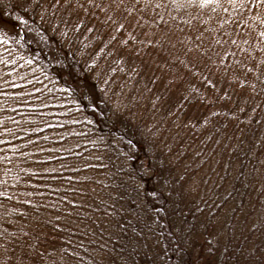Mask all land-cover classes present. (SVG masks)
Returning a JSON list of instances; mask_svg holds the SVG:
<instances>
[{
	"label": "trees",
	"instance_id": "obj_1",
	"mask_svg": "<svg viewBox=\"0 0 264 264\" xmlns=\"http://www.w3.org/2000/svg\"><path fill=\"white\" fill-rule=\"evenodd\" d=\"M43 1L0 0V264H264V0H137L160 50ZM141 62L180 64L163 110Z\"/></svg>",
	"mask_w": 264,
	"mask_h": 264
},
{
	"label": "rangeland",
	"instance_id": "obj_2",
	"mask_svg": "<svg viewBox=\"0 0 264 264\" xmlns=\"http://www.w3.org/2000/svg\"><path fill=\"white\" fill-rule=\"evenodd\" d=\"M46 3H48L50 5V13L52 16L49 15V17H53V16H59L61 14L60 12V6L63 7L62 4H60V2L62 1H58V0H44ZM43 1V2H44ZM68 0H64L63 2H67ZM77 0H72L70 1V3L65 6V8L67 9L65 12V16L68 18V13L69 12H73L74 9L80 8L78 6V4L75 2ZM213 5L214 8H217L216 10L213 8L212 9V5L209 3L208 0H201V3H205V12L210 13V15H213L214 13H216L220 7L226 2V0H217L216 1H212L210 0ZM90 6L91 8H89V10H93L95 9V7H100L99 9H97V15L101 16L98 20H97V24H99V26H95V28H99L102 26H106L108 24V26L113 29V30H117L119 29L121 26L125 27V31H127L128 33H132L138 40L142 39L144 36L148 35V34H152L154 33V30L151 31V24L150 23H154L153 22V16L151 14V11H153V4H149L148 7L145 9L142 5H138L137 0H105V2H102L101 0H89ZM165 4H161L160 6H164ZM64 8V7H63ZM194 9H197L196 5L195 7H193ZM129 12V13H128ZM39 15L43 16L41 18V20L43 22L46 21V19L44 18L45 16L43 15V12H41V10H39ZM54 19V17H53ZM64 20H66L64 18ZM150 22V23H149ZM113 32V31H110ZM168 32L167 30H162V32L160 31L159 33H154L152 36L153 38L157 41V50L161 49V44L162 43V39L167 38ZM237 35V34H235ZM184 35L181 36V38H175V45L174 47H176V51L179 53L180 57L183 59H186V64H191L190 65V70L192 73L197 72V73H203V75L205 77H207L210 80H220V90L221 92L222 89H225V83L227 84L228 81H223L222 82V77L220 76H216L217 71H215L211 66V63L215 66L218 62V57L216 55V53H214L213 51H205L203 52L204 54H207V59L205 64L203 65L201 63V61H194L193 58L191 57L193 55V53L197 56H202L203 54H197L198 49H202L204 47L202 46H191L188 45L186 42L183 41ZM247 39H243V41H246ZM251 38L249 40L250 42V46H247L246 51H249L251 53H254V55L256 54L254 51L256 50L258 52V55L256 54L254 57L258 58V56L264 60V46L260 45L261 42L254 40L252 41ZM251 44H253L254 46H251ZM184 49H188L190 50V54H184ZM195 60H199V59H195ZM210 62V65H209ZM142 66H149L151 63L149 62H141L140 63ZM126 62L125 61H120V65L119 66H125ZM179 63L176 64L174 66V71L173 73H167V71L165 73H162V70H154V68H151V66L147 68H144L141 66V68L143 69V72L147 73L148 76L146 77V79H148V81L150 83L147 84V89H151L149 90L150 92V96H148L147 98L144 99L143 103L140 104V107L143 108V111H148V112H155L158 111V108L163 110L165 105L164 102L166 99H172L174 98L176 95L174 93V86L177 84V80L174 77V74L177 70V68L179 67ZM217 69V68H216ZM227 80V79H226ZM147 81V82H148ZM222 82V83H221ZM243 90H249L251 91V89H254V86L252 85V82H250L249 84H247L246 82H244L243 84ZM244 96L243 94H240L237 96V100L238 102H246L245 101H240V97ZM245 96H248L245 94ZM154 101H153V100ZM145 107H148V109H146ZM155 116V115H154Z\"/></svg>",
	"mask_w": 264,
	"mask_h": 264
}]
</instances>
